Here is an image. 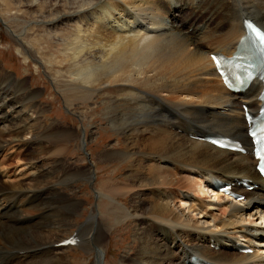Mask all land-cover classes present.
Instances as JSON below:
<instances>
[{
  "label": "bare ground",
  "instance_id": "obj_1",
  "mask_svg": "<svg viewBox=\"0 0 264 264\" xmlns=\"http://www.w3.org/2000/svg\"><path fill=\"white\" fill-rule=\"evenodd\" d=\"M213 9L220 14L217 19ZM0 18L17 50L44 66L66 103L107 100V114L121 130L126 149H106L102 155L132 158L130 178H109L95 192L108 199L117 223L137 224L134 253L128 257L132 264H195L193 259L264 264V182L255 163L249 153L229 152L203 140L209 132L248 142L242 105L257 111L264 85L255 79L242 94L228 92L210 53L236 52L246 34V18L264 28V0H0ZM67 22L74 23L69 26L72 40L57 30ZM51 37L61 42V52L69 51L65 56L75 74L65 77L46 67L53 60L42 42ZM12 76L0 64V155L50 128L62 130L57 140L64 137L62 128L46 125L34 109L39 90ZM85 143L83 136L87 152ZM61 161L56 156L55 162ZM28 163L13 175L0 163V264H66L56 252L62 248L52 244L64 240L65 214L75 213L80 202L68 199L61 206L68 195L58 186L78 176L92 179V161L77 169ZM66 171L73 173L64 182ZM211 177L227 184L246 178L260 190L235 186L243 200L214 196ZM126 196L135 204L121 202ZM97 206L89 226H79L76 236L96 251L92 264H103L106 252L100 241L108 227L100 226ZM62 207L65 213L60 214ZM46 214L49 220H43ZM216 244L219 249L212 247ZM244 248L253 253H242Z\"/></svg>",
  "mask_w": 264,
  "mask_h": 264
},
{
  "label": "rangeland",
  "instance_id": "obj_2",
  "mask_svg": "<svg viewBox=\"0 0 264 264\" xmlns=\"http://www.w3.org/2000/svg\"><path fill=\"white\" fill-rule=\"evenodd\" d=\"M212 11H215L214 14L216 13V10L213 9ZM32 14L33 18L35 17L40 20L41 17L39 13L33 12ZM215 15L216 19L220 16L219 13ZM67 23L61 24L57 30H60V37H70L69 39L72 40V37L69 36L71 33L70 30L72 29L69 26L74 25V23ZM64 25L68 27L69 32H63V29L66 28ZM8 30L9 29H7L0 18V64L7 72L13 75L12 77H14V79H22L31 89L39 90V93L33 99L36 103L34 109L41 112L40 115L46 125L55 123L62 128L65 133V136L63 135L65 139L61 136L59 140H57L56 135L61 134L62 130H59L57 127H53L54 129L50 128L47 132L37 134V137L32 139L29 144L4 149L0 155V163L3 164L4 169L7 170L9 175H13L19 165L22 163L27 164L30 160L33 163L28 164H34V162L35 164H40V162L41 164H45L46 161L48 164H56L58 163L55 162L57 156L64 161V163L61 161L58 164H68L67 166L74 165V167H72L73 169H77L81 166L88 167L90 166V161H92L93 165H91L90 169L95 172L92 179L88 177H79L77 175V179H74L72 182L60 184L58 186L61 193L63 192L68 195L65 201L60 202L61 206L64 204L67 206L69 202L73 203L71 199L80 202L78 209L74 211L75 213L66 212L65 215L66 217L68 216L66 225H68H64V227L61 228L63 230L61 236L65 239L72 233L77 232L79 226H83L84 224L88 225L89 215L91 211L96 208L97 204V208L100 211L99 215L96 214L100 222L99 224L100 226L108 227L105 236H103L100 241L106 252L104 254L103 264H132L128 257L132 256L134 253L137 241V224L129 220L117 223L115 215L108 210V199L103 196L97 197L95 192L102 184L109 181V178H122L123 180L130 178L128 167L131 164L132 158H104L102 155L106 149L114 148L121 151L126 149V142L121 134V130L117 129L111 123V117L107 114V100H105L104 97H92L87 101L69 100L68 103H66L59 87L53 85L46 75L47 73L45 69H43L44 66L41 63L40 65L35 62L33 59L31 61L26 60L23 54L17 50ZM60 43L61 42L56 38L51 37L49 39H44L42 42V46L45 48L44 53H46L48 58H52L53 60L52 65L48 63L45 65L51 70H60L63 75L67 77L70 73L75 74L76 71L74 67L71 66L72 61L65 56L69 55V51L67 50L68 52L66 51V54L61 52L62 46ZM59 61L61 62L59 63ZM59 79H61V77ZM1 82L0 84L4 85L3 80ZM106 94L108 95L109 92ZM27 102L26 104L29 106L30 103ZM188 122L190 123V121ZM68 136L71 137L68 138ZM83 136L86 140L85 148L87 152L82 146ZM11 149H13V151ZM38 150L40 153H37ZM41 151H43L42 154ZM55 151L60 154L57 152L56 154ZM35 154H37L36 157H39L35 158ZM30 156L32 157L30 158ZM70 172L72 171H68L64 174L62 173L64 182L67 178H70L68 175ZM254 190L259 191L260 188ZM121 202H125L128 206L135 204L131 202L130 196L121 199ZM64 210L65 208L63 209L62 207L60 214L64 212ZM44 217L49 220L50 216H43V220L45 219ZM43 220L40 219V221ZM53 245L54 244H52V246ZM56 252L64 255L66 264H92L96 255L94 248L85 247L80 241L74 246H63L61 250Z\"/></svg>",
  "mask_w": 264,
  "mask_h": 264
},
{
  "label": "snow or ice",
  "instance_id": "obj_3",
  "mask_svg": "<svg viewBox=\"0 0 264 264\" xmlns=\"http://www.w3.org/2000/svg\"><path fill=\"white\" fill-rule=\"evenodd\" d=\"M256 155L258 156L261 155V151H257Z\"/></svg>",
  "mask_w": 264,
  "mask_h": 264
}]
</instances>
